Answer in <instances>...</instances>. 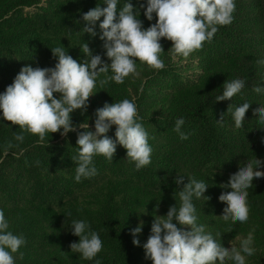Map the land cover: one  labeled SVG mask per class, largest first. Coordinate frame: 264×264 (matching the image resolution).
<instances>
[{"label":"trees","instance_id":"1","mask_svg":"<svg viewBox=\"0 0 264 264\" xmlns=\"http://www.w3.org/2000/svg\"><path fill=\"white\" fill-rule=\"evenodd\" d=\"M125 0H119L118 9ZM102 0H0V91L10 84L20 68L28 64L52 67L55 57L50 48L64 47L79 63L87 43L92 54L104 56L99 27L92 36L83 32V12ZM139 9L143 27L155 23L143 15L146 0H130ZM230 24L218 26L211 41L187 58L171 54V41L161 38L164 51L162 69L136 60V74L123 83L109 80L101 73L86 111L70 113L73 124L94 120V110L105 102L134 99L139 122L149 134L151 163L136 169L117 144L113 160L93 157L94 176L75 181L77 132L46 134L45 141L0 117V209L9 220V229L25 237L26 243L13 253L15 264H145L142 241L132 243L130 229L143 208L151 219L159 208L179 206L177 173L207 183L204 196L193 198L197 222L214 236L221 234L226 245L247 228L253 231L255 251L246 264H264V177L254 178L248 189V220L244 223L223 220L225 202L218 200L222 183L236 171L239 163L255 158L264 170V124L253 109L264 105V0H235ZM101 7L104 5L101 4ZM101 17L100 19H102ZM111 75V72L107 73ZM242 78L245 86L231 100L217 101L224 80ZM261 86L260 92L255 91ZM102 88V89H101ZM59 96L58 93H53ZM249 102L245 120L234 127L231 111ZM223 113V125L217 124ZM184 118L181 130L174 131L175 120ZM115 125L106 135L114 137ZM16 134L23 136L17 140ZM185 177L184 182L187 181ZM70 214V215H69ZM72 219L88 222L103 243L92 260L70 252L69 244L78 240L67 225ZM175 223V221H173ZM178 227L187 226L177 225ZM219 239V237H217ZM219 258H217V261ZM225 264H233L226 260Z\"/></svg>","mask_w":264,"mask_h":264},{"label":"clouds","instance_id":"2","mask_svg":"<svg viewBox=\"0 0 264 264\" xmlns=\"http://www.w3.org/2000/svg\"><path fill=\"white\" fill-rule=\"evenodd\" d=\"M118 3L119 0H102L103 7L97 4L81 14L85 21L83 32L97 35L95 28L99 22V38L103 41L108 63L100 54L93 55L87 43L80 46L87 58L79 63L64 47L50 48L56 61L54 66L25 64L12 82L0 91V117L37 135L41 143L45 141L46 134L59 131L64 136L69 131H76L77 127L83 129L77 132V155L71 158L76 162L74 179L77 182L82 177L96 175L94 156L102 155L112 161L117 144L126 150L125 156L134 162L136 169L151 163L149 134L139 122L134 99L105 102L96 108L92 124L94 130H89L87 122L73 124L70 113L75 109L86 111L89 96L96 92L98 76L106 74L101 84L109 80L123 83L125 77L136 74L137 59L154 69H162L164 62L160 54L164 49L161 38L171 41L173 58H187L200 49L203 42L211 41L218 26L232 22L236 7L235 0H146V5L140 6L143 7V15L152 21L155 14V23L145 28L138 18L139 9L134 10L130 0H125L119 9ZM259 62L264 63V60ZM109 72L111 75H107ZM244 86L242 78L224 80L222 93L215 100H231ZM261 90V86L255 88L257 92ZM249 105V102H243L231 111L234 127H242ZM253 111L259 113L258 122L264 124V105L257 104ZM216 122L223 125V113ZM183 124V117L174 123V131L182 140L187 139V134L181 130ZM113 125L115 139L106 135ZM15 138L22 140L23 136L16 134ZM261 165L262 161L257 158L239 163L227 182L220 185L226 189L218 196V200L225 202L220 215L223 220L231 218L241 223L248 220V189L253 187L254 178L264 177ZM185 177L177 173L173 178L176 185H182L178 191L179 206L174 203L166 214L153 217L150 235L141 245L145 258L152 264H225L226 260L233 264H246V257L255 251L252 247L253 231L240 238L238 245L230 240L225 246L220 233L214 236L204 224L197 222L193 198L206 197L203 194L207 183L192 177H187L184 182ZM140 212H145V209ZM142 224L140 221L129 230L134 245L140 244L137 234L141 232ZM177 225H186L187 229ZM67 227L72 235L78 237L69 244L70 252L92 260L101 251L103 243L99 234L91 230L87 221L72 219ZM25 243L23 235L9 229V220L0 209V264H15L13 253H17Z\"/></svg>","mask_w":264,"mask_h":264},{"label":"rangeland","instance_id":"3","mask_svg":"<svg viewBox=\"0 0 264 264\" xmlns=\"http://www.w3.org/2000/svg\"><path fill=\"white\" fill-rule=\"evenodd\" d=\"M155 215H162V213L159 210V208L156 209V212L153 215V217ZM153 217L151 219H149V217H148V211H146V210H145V212H139L138 215L136 216L135 227L137 226L138 222L143 221V224L141 225L142 230H141V232L139 234H137L138 236L141 237L142 244L145 242V240L147 239V237L150 235V227H151V222L153 220ZM249 231L250 230L247 228L242 233H240L239 236L235 240H233L232 242L233 243H236L238 245L239 239L246 237V235H247V233ZM228 245H229V243L226 244L225 246H228ZM252 246L256 247V245L254 244V242H253V245ZM142 258H143V261H144L145 264H152L151 260L145 258L143 248H142Z\"/></svg>","mask_w":264,"mask_h":264}]
</instances>
